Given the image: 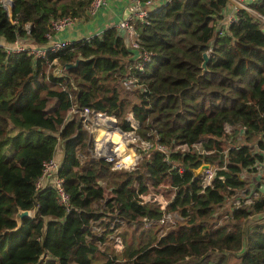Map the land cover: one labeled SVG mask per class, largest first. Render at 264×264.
Instances as JSON below:
<instances>
[{
  "label": "trees",
  "instance_id": "16d2710c",
  "mask_svg": "<svg viewBox=\"0 0 264 264\" xmlns=\"http://www.w3.org/2000/svg\"><path fill=\"white\" fill-rule=\"evenodd\" d=\"M229 1L167 0L136 18L153 52L141 71L115 25L33 52L56 39L52 20L89 18L92 0H0V37L26 46L0 44V167L11 176L0 170V264H264V178L256 194L249 186L264 161V22L241 8L220 31ZM251 6L264 14V0ZM86 106L135 133L133 167L95 154ZM59 149L69 206L51 177L36 185ZM203 163L216 164L209 184ZM151 188L166 192V207L139 199ZM20 208L32 212L19 226ZM165 211L177 221L161 233ZM119 236L123 248H111Z\"/></svg>",
  "mask_w": 264,
  "mask_h": 264
},
{
  "label": "built area",
  "instance_id": "2783aa9c",
  "mask_svg": "<svg viewBox=\"0 0 264 264\" xmlns=\"http://www.w3.org/2000/svg\"><path fill=\"white\" fill-rule=\"evenodd\" d=\"M3 1L4 4H7V1ZM235 2V9L236 15L238 10L241 8H245L253 12L257 17H259L264 22V14L257 11L251 6L252 2L261 1V0H232ZM108 0H92L90 6V14L95 13L98 9L104 7L107 4ZM153 3V0H134L128 9V13L125 17H123L118 27L124 33V35L129 36L131 38L130 43L133 49L137 50V57H136V65L137 67L143 71L146 69V64L153 60V52L149 51L148 49H143L142 45L140 44L139 40L137 39V31L134 25V20L136 18H141L142 20H147V16L149 14L150 5ZM234 19V18H233ZM232 19V20H233ZM231 20V21H232ZM73 19L71 17H61L58 19L52 20L53 28L56 31H61L65 29L68 25L73 24ZM229 21V23L231 22ZM223 29H220V31ZM71 42L70 39H53L48 45L43 47H34L33 52L37 53L38 55H44L48 50L56 51L61 48L66 47ZM0 44H5L1 43ZM8 46L9 49L14 51L24 50L26 46L22 44L20 41H15L11 44H5ZM130 86L134 87L135 79L131 78L128 80ZM76 110V109H75ZM81 114L84 116V120L86 121V125L90 128L91 132L94 131L96 127H99L100 130H103V134L100 135L99 143L95 142L94 140V152L96 155L103 156L108 161L113 162L114 168L122 169V168H131L133 167L139 159L138 154L135 151L122 153L119 149L120 143L116 140L111 138L110 133L114 130L120 131L122 134H128L129 136H133L134 139H137L136 135L130 132L124 131L120 125L118 124V120L114 115L108 114L106 111L103 110H95L91 109L90 107L86 106L82 111ZM117 122V124H114ZM141 144L150 147L152 144L145 140L140 141ZM194 148H197L200 152H205L206 150L200 146L199 143L193 145ZM159 149L162 151H168L167 146L163 144L158 145ZM264 153V150H263ZM61 159L55 155L49 160L44 162V168L42 175L36 182L37 187H40L46 184L51 177L52 184L56 187L58 192V198L61 204L69 206V199L70 195L65 189L64 180L57 174V171L60 167ZM258 166L259 171L256 172V176L254 177V182L260 181L262 176H264V161H262ZM205 173L204 184H209L213 177L216 174V165L209 163V167L203 169ZM258 175H261V178H258ZM253 193V192H252ZM256 194V190L254 192ZM139 199L142 201H158L162 207H166L169 200H161L159 196L155 193H151L148 191L141 193L138 195ZM250 199V198H249ZM250 201V200H248ZM240 203V200L237 201ZM176 216L174 212L165 211L163 216L160 218L161 222L165 223H175ZM117 241H121V238L118 237Z\"/></svg>",
  "mask_w": 264,
  "mask_h": 264
},
{
  "label": "crops",
  "instance_id": "0c3cea01",
  "mask_svg": "<svg viewBox=\"0 0 264 264\" xmlns=\"http://www.w3.org/2000/svg\"><path fill=\"white\" fill-rule=\"evenodd\" d=\"M133 1L134 0H108L107 4L104 7L98 9L95 13L91 14L89 18L75 19L73 21V24L68 25L65 29L57 32L53 36V38L56 39L63 38L70 40L80 39L83 37L100 33L108 26L115 25L118 27L120 20L127 15L129 5ZM166 1L167 0H154V4L150 7V10L159 11L162 5ZM235 17H236L235 2L230 0L223 11L222 19L219 21V28L223 30L226 29L228 27L229 21H231ZM124 36L126 42L130 43L131 38L126 35ZM22 40H25V43H28L29 46L38 45L30 39H22ZM0 42L5 44L7 43V41L3 37H0ZM99 129H100L99 127H96L92 133L95 134L96 131ZM95 142L97 143V139H95ZM122 143L125 144L124 142ZM120 147L121 145L119 146V148ZM123 148H125V146H123ZM125 150L127 152L133 151L131 148L129 149V147H126ZM59 153L62 154L61 151Z\"/></svg>",
  "mask_w": 264,
  "mask_h": 264
},
{
  "label": "rangeland",
  "instance_id": "374dc122",
  "mask_svg": "<svg viewBox=\"0 0 264 264\" xmlns=\"http://www.w3.org/2000/svg\"><path fill=\"white\" fill-rule=\"evenodd\" d=\"M154 4V0H153V3L149 6V7H151L152 5ZM7 5L8 6H10V4L7 2ZM229 25V24H228ZM123 85V84H122ZM123 87H124V91L122 92V95H127L129 98H131V99H133V101H135V100H137V97H136V95L134 94V93H132V91L130 90V87L129 86H124L123 85ZM135 87V86H134ZM114 131H116V132H118L119 133V136H120V141H117V142H124L125 144H123V146H125V148L126 147H129V149L131 148L133 151H135L136 150V145L137 144H139L138 142H139V140H138V138L137 139H134L133 138V136H129L128 134H122L120 131H118V130H114ZM127 132H130V131H127ZM132 134H134L135 135V133L134 132H131ZM101 134H103L102 133V130H97L96 131V133L95 134H93V141L95 140V139H97V142L99 143V141H100V135ZM110 136H112V138H113V132H112V134L110 133ZM135 149V150H134ZM131 150V151H132ZM61 151V153H62V150L61 149H59L58 150V153L56 154L60 159L62 158V154H60L59 152ZM138 150H136V153L137 154H139L138 152H137ZM141 154V153H140ZM214 165H216V164H214ZM0 170L2 171V173L6 176V178L7 179H11V176L9 175V170L6 168V167H4V166H1L0 167ZM246 173V172H245ZM264 173V172H263ZM256 176V173L255 172H252V176L249 178V180H252V181H250V183H249V186H250V190L254 193L255 192V183H254V177ZM261 175H258V178H261L260 177ZM262 178H264V176H262ZM251 183H253L252 185H251ZM162 186L164 187L165 185L164 184H162ZM251 186H252V188H251ZM149 192H151V193H155L157 196H159V199H161V200H165V199H168L169 198V196L168 195H166L165 193L166 192H163V191H160V190H155V189H153V188H151L150 190H149ZM169 200V199H168ZM32 212V211H31ZM177 221V219L175 220V222ZM159 223H161V221L159 222ZM164 224V226H163V228H162V230H161V233H163V232H165L166 230H167V228L168 227H170L171 225H173L174 223H165V222H162L160 225H163ZM124 228L125 229H129V238H131L132 237V234H133V228H134V226H124ZM123 228V229H124ZM99 230V232L101 233L102 231H100V228L98 229ZM120 237V236H119ZM121 238V237H120ZM111 242H107V246L110 244ZM103 248H107V247H103ZM111 248H117V249H122L123 248V245H122V243H121V241H116V242H114L112 245H111Z\"/></svg>",
  "mask_w": 264,
  "mask_h": 264
},
{
  "label": "water",
  "instance_id": "95a60500",
  "mask_svg": "<svg viewBox=\"0 0 264 264\" xmlns=\"http://www.w3.org/2000/svg\"><path fill=\"white\" fill-rule=\"evenodd\" d=\"M5 1H7L10 4V6H12V7L14 6L13 0H5ZM30 25H33V23L31 22ZM211 43H213V41ZM208 60H209V52L206 51V52H204V62L202 64L204 70L207 69V62H208ZM69 65H71V64H69ZM114 124H117V122H114ZM206 167H209V163H203L202 166L200 167V169L198 170V172L203 171V169L206 168ZM29 215H31V210L30 209H23V208H20L19 209V211L17 213V220L19 222V226L22 223L23 217L29 216Z\"/></svg>",
  "mask_w": 264,
  "mask_h": 264
},
{
  "label": "bare ground",
  "instance_id": "6f19581e",
  "mask_svg": "<svg viewBox=\"0 0 264 264\" xmlns=\"http://www.w3.org/2000/svg\"><path fill=\"white\" fill-rule=\"evenodd\" d=\"M111 134H112V132H111ZM120 136H119V133L118 132H116V131H113V140H116V141H120ZM111 138H112V136H111ZM120 143V145H121V147L119 148L120 149V151L122 152V153H126L125 151V148H123V143L122 142H119Z\"/></svg>",
  "mask_w": 264,
  "mask_h": 264
}]
</instances>
